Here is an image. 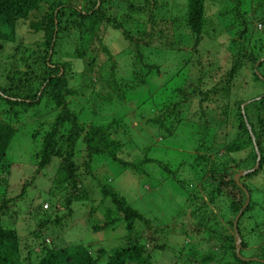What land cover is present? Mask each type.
<instances>
[{
    "label": "trees",
    "instance_id": "16d2710c",
    "mask_svg": "<svg viewBox=\"0 0 264 264\" xmlns=\"http://www.w3.org/2000/svg\"><path fill=\"white\" fill-rule=\"evenodd\" d=\"M74 1L69 3L65 0H0V46L7 43L15 44L14 33L17 24L31 21V17L33 18L37 14L39 17L29 22L27 26L32 33H41V40L35 44L33 50L24 49L26 56L19 61L24 67V71L7 75L4 82L0 83V182H4L3 175L10 168V163L6 161V153L10 149L15 126L19 125L28 111L36 109L42 103L44 106L53 107L55 113L52 111L51 121L40 134L37 130L31 133V138L34 140L39 137V140L35 142L33 153L36 161L35 174L45 168L53 157L57 159L58 163L49 180L50 188L47 191L49 201L53 202L52 206L41 201L35 210L37 215H40L39 211L45 213L40 215L36 221L38 233L43 230L48 234H53L52 229H62V220L73 214L72 205L85 200L88 196L87 190L78 186L79 168L81 167V170L90 177V174L95 171L94 164L99 157H104L110 163L124 167L139 178L146 174L143 166L147 164L156 165L164 173V178H174L178 173L183 164L170 170L167 165L145 157L136 164L123 162L120 156L125 143L119 140L116 134V125L122 121L111 119L104 125L81 127L77 123L76 116L67 108V97L73 95L74 92L68 88L66 77L68 74L78 75L79 73L73 72L65 61H59L54 56V48L59 34L73 30L80 36V40L78 36V42H82L87 37L91 56H95L93 52L101 53L110 60L114 56L108 51L106 45H103L105 33L107 30L116 31L120 38L128 44L129 53L132 54L131 69L139 87L146 88L145 84L152 77L151 75L165 74L169 76L162 84V100L154 105L153 100L151 101V106L156 114L153 119L149 118V122L151 121L156 128L162 129L166 136H171L178 126L186 121L185 118H189L186 111L195 98H199L197 100L199 106L205 102L208 104L213 101L218 103L219 99L224 102L219 113L221 121L219 119L212 123L207 119L208 122L204 119L206 111L203 109L206 105L203 109L201 108L200 114L202 118L204 117L200 124L202 133H196L194 152L190 154L188 164V167L191 166L197 170L195 180L198 186L187 191L188 187H192L189 185L183 190L186 193L187 201L198 200L201 202L194 211L202 222L200 227L203 230L212 220L213 215H207L200 211L207 205V202L213 204L216 199H220L230 214V218L226 221L228 233L216 235L217 244H212V248L207 254L198 259L192 258L191 264H264V249L261 246L264 244V199L263 203L253 202L250 197L252 190L244 184L245 180L258 177L261 179V184L264 185V0H250L248 3L243 0H225L224 7L215 17L217 25L211 22L217 28L211 30L214 33L212 38H215V32L226 37V49L231 54V60L224 79L211 88L205 89L201 88V76L196 77V80H188L186 76H189L187 72L194 67L192 59H196L195 56L199 51L197 49L202 50L203 48L205 41L202 42L201 39L207 37L206 29L210 26V20L205 17L203 6L204 1L208 0H185L182 6L184 9L183 18H171L174 25H178L179 22L184 23L183 27L191 39V48L188 50L191 58L189 59L187 56L184 59L179 48L173 50L169 46L173 43L168 44L169 49L173 51L170 55L175 56L176 54V56L174 62L169 59L167 63L171 64L165 71H161L158 65L159 69L155 64L151 66L148 61L141 62V58L138 56L140 50L150 52L151 39L155 35L159 37L161 32L152 30V26L156 24L154 18L151 15L143 17L144 13L142 8L136 5L137 1ZM118 1L121 4H116ZM142 3H147V0H142ZM255 24L260 26L259 31L255 28ZM158 29L162 28L158 27ZM153 32L154 35H152ZM129 35L136 37L137 41L133 42ZM175 41L178 42V40ZM157 49L152 48V52H156ZM129 53L127 52V55L131 59ZM160 54L167 56L165 52H160ZM73 56L80 60L85 55L81 49L75 47ZM153 56L157 60L154 54ZM146 57L148 58L147 55ZM148 59L151 60L150 57ZM111 64L108 77L112 78L114 63ZM239 65H242L243 68L246 66L250 68L251 82L257 84L262 91L242 109L240 106L245 103V100L235 101L233 104L235 107L234 118L230 120L227 112L230 108L224 100L228 99L230 94L228 85L239 74ZM213 71H215L214 68L210 74ZM201 73L203 72L200 67ZM174 78H182V82H178L179 84L176 86L173 83ZM169 83H172L170 88L167 87ZM104 96L93 94L94 99H100L103 102L109 101V98L104 99ZM122 97V95H118L117 102L123 101ZM228 124H234V130L231 127L227 128ZM38 127L41 129L42 125L40 124ZM231 130L233 133L230 132ZM207 131H209V136ZM251 138H253V142ZM78 141L81 144L79 158H83L80 164L74 161L75 146ZM254 146L259 158L257 168L238 179V183L248 194L249 203L236 221L235 230L240 240L236 255L232 222L244 202V194L233 182L232 176L253 168L256 159ZM218 149L225 150L220 162L214 161V158L209 156L212 153L215 154ZM226 153L230 156L236 155L235 158L231 157L232 167H229V162L223 159ZM92 178L94 179V175ZM28 183L24 182L20 192L10 199L5 197V191L0 190V217L7 212V203L10 200L15 202L22 198ZM96 186L100 197L109 199L114 208L104 211V221L98 226L92 227V231H104L121 222L126 233L125 243L109 249L100 248L93 254L92 251H89L88 246L82 244L55 249L47 248L43 241L39 245L38 256L36 255V260L32 264H149V254L146 252L145 246L139 244L136 239H131L130 233H133L135 223H141L146 230H149L151 221L144 219L139 212L128 206L125 199L118 197L114 190L106 185H100L98 182H96ZM198 190L202 192L203 196ZM61 192H63L62 202L67 209L66 217L65 213L56 214L59 211L56 203L59 199L56 202L55 200ZM252 213H255L253 218H257V222L252 221V225L247 228L244 220H251ZM51 215H53V219H51ZM1 221L2 218H0V264H29L28 261L22 263L18 259L19 237L17 232L5 227ZM196 231L204 232L200 231L198 227H196ZM249 237H251L252 243L248 240ZM250 243L259 245L253 248L255 255L246 257L243 252ZM154 247L163 249L164 245L160 244Z\"/></svg>",
    "mask_w": 264,
    "mask_h": 264
},
{
    "label": "rangeland",
    "instance_id": "374dc122",
    "mask_svg": "<svg viewBox=\"0 0 264 264\" xmlns=\"http://www.w3.org/2000/svg\"><path fill=\"white\" fill-rule=\"evenodd\" d=\"M65 1L75 2L74 0ZM132 1H137L136 5L142 8L143 17L151 15L154 18L156 24L152 26V30L154 29L155 32L160 30L161 32L159 37L157 35L151 37L150 52L142 50L138 52L141 62L148 61L151 66L152 64L158 65L161 71H165L171 64L167 63L169 59H171V62L175 60L176 54L175 56L170 55L173 52L171 50H176L175 48L180 49L184 59L187 56H189V59L191 58L188 51L191 48V39L183 27L184 23L179 22L178 25H174L173 19H171L183 18L184 9L182 6L185 0H147L145 4L142 3V0ZM243 1L248 3L250 0ZM224 3L225 0L204 1L205 17L210 20V26L206 29L207 37L201 39L202 42L205 41L202 50L197 49L199 51L195 56L196 59H192L194 67L190 70L191 75L190 71L187 70L189 71L187 72L189 76H186L188 80H196V77H202L201 88L203 89L211 88L224 79L231 60V54L226 49V37L215 32V38H212L214 33L211 30L217 28L211 22L217 25L215 17L224 7ZM116 4L121 3L118 1ZM38 17L39 14L33 18L31 17L30 20L33 21ZM31 21L17 24L14 33L15 44L7 43L0 46V83L4 82L7 75L24 71V67L19 62L26 56L24 49L33 50L35 44L41 40V33H32L28 29L27 25ZM158 27L162 29H158ZM255 28L258 31L261 29L258 24H255ZM152 35H154V32ZM78 36L73 30L60 33L54 48V56L59 61H65L73 72L79 73L78 75L68 74L66 77L68 88L74 92L73 95L67 97V108L76 116L79 126L104 125L110 122L111 119L120 120L122 122L117 123L116 134L117 138L125 143L120 156L123 162L136 164L145 157L167 165L170 170H174L179 164L183 165L174 178H164V173L156 165L147 164L143 166L146 174L139 178L124 167L110 163L104 157H99L94 164L95 171L90 174V177L86 175L85 171L81 170V167L79 168L78 186L86 189L88 196L85 200L72 205V215L66 217L67 209L62 202L63 192L56 198L55 202L59 199L56 202L59 207L56 214L62 215L65 213L66 217L62 220V229H52L53 234H48L47 231L43 230L38 233L36 221L40 215L45 213L39 211L40 215H37L35 210H37L36 208L39 207L41 201H45L49 205L53 203L49 201L47 191L50 188L49 180L53 176L58 163L57 159L53 157L45 168L35 174L36 161L33 153L35 142L39 140V137L34 140L31 138V133L37 130L40 134L51 121L52 111L55 113L53 107L44 106L43 103L40 104L36 109L28 111L19 125L15 126L10 149L6 153V161L10 163V168L3 175L4 182H0V190L5 191L7 199L16 196L20 192L22 184L29 182L22 198L15 202L10 200L7 203V212L5 211L6 213L4 212L5 214L3 213L4 215L0 217L2 218L1 223L5 227L14 229L17 232L19 237L18 259L22 263L28 261L29 264H32L36 260L39 245L43 241L47 248L55 249L82 244L88 246L89 251H92L93 254L100 248L109 249L125 243L126 233L121 222L104 231H92V227H96L104 221V211L114 208L109 199L100 197L101 195L96 186V182H98L100 185H106L114 190L118 197L125 199L128 206L139 212L144 219L151 221L149 230H146L143 224L135 223L134 231L130 233L131 239H136L139 244L145 246L144 248L149 254V264H191L192 258L198 259L200 256L207 254L212 248L211 245L217 244L216 235L228 233L226 221L230 218V214L226 205H223L220 199H216L213 204L207 202V205L200 211L207 213V215H213L212 220L208 222L205 230H203L200 227L202 222L199 220V216H196V211H194L195 208L200 206L201 202L198 200L187 201L186 193L183 190L189 185L192 187L186 188L187 191L198 186L195 180L197 170L191 166L188 167V164L190 154L194 152L196 133L202 131L200 124L204 117L205 120L208 119L212 123L219 121L221 117L219 113L224 106V102L219 99L218 103L215 101L211 104L205 102L199 106L197 102L199 98H195L186 111L189 118H185L186 121L178 126L171 136H166L162 129L156 128L151 121L149 122V118L153 119L156 114L153 106H151V101L153 100L154 105L162 100V84L169 76L165 74L151 75L152 77L145 84L147 85L146 88L139 87L134 80L133 70L131 69L132 54L129 53L128 44L120 38L116 31L107 30L105 41L102 42L114 56L110 60L101 53L93 52L95 56H91L90 47L87 43L88 38L86 37L82 42H78L80 40V36L79 40ZM129 37L133 42L137 41L136 37L131 35ZM175 40H178V42ZM170 43H173V45H169L172 49L168 47ZM212 43L213 46L211 47ZM75 47L84 52L83 59L74 58ZM152 48L161 50L157 49L156 52H152ZM130 49L132 50V48ZM160 52H165L167 56L160 54ZM14 53L15 55H13ZM153 54L157 57V60ZM112 62L114 64L113 77L111 78L108 77V72L112 67ZM211 63L212 67L210 68ZM200 67L203 72L201 74ZM194 68L196 69L194 70ZM213 68L215 71L210 74ZM249 69L248 66L243 68L242 65H239L238 76L228 85L230 94L228 99L224 101L230 108L227 111L230 120L234 118L235 107L233 104L235 101L245 100L243 104L246 105L262 91L257 84L251 82L249 76L251 71ZM81 71L82 73H80ZM178 82H182V78H174V85L177 86ZM171 86L172 83H169L167 87L170 88ZM149 88L150 90H148ZM93 94L105 95L104 99L108 97L109 101L103 102L100 99H94ZM118 95H122L124 100L117 102ZM205 105L206 107L203 109ZM201 108L206 111L203 118L200 114ZM40 124L42 125L41 129L38 127ZM226 127H231L234 130V124H228ZM212 129L215 130V128ZM233 130L230 132L233 133ZM209 131H207L208 136ZM206 139L209 138L206 137ZM224 153V149H218L215 154L212 153L209 156L212 159L214 158V161L220 162ZM79 155H81V144L78 141L74 154V161H77L78 164L83 161V158H79ZM231 157L235 158L236 155L230 156L226 153V156H223V159L229 162V167L233 166ZM92 175H94L96 181L92 178ZM244 184L252 190L251 200L256 203H263L264 185L261 184V179L253 177L245 180ZM198 191L203 196L202 192ZM254 215L255 213L251 214V220H244L247 228L252 225V221L257 222V218H253ZM50 217L53 219V215ZM196 227L204 232L196 231ZM248 240L252 243L251 237ZM251 243L247 245L248 248L243 252L246 257L255 255L253 248L259 245ZM160 244L164 245L163 249L154 247ZM261 246L264 249V244H261ZM192 253H194V256H192Z\"/></svg>",
    "mask_w": 264,
    "mask_h": 264
},
{
    "label": "water",
    "instance_id": "95a60500",
    "mask_svg": "<svg viewBox=\"0 0 264 264\" xmlns=\"http://www.w3.org/2000/svg\"><path fill=\"white\" fill-rule=\"evenodd\" d=\"M243 105H244V104H242V105L240 106L241 109L243 108ZM251 140H252V142H253V138H251ZM254 149H255V153H256V159H255V164H254L253 168L250 169V170H248V171L238 172V173H236V174H234V175L232 176V180H233V182H234V183H235V184H236V185L242 190V192H243V194H244V202H243L241 208L239 209L238 213L236 214V216L234 217L233 222H232L233 234H234V237H235V245H234V249H235V253H236V255L238 254V250H239V242H240V240H239V238H238V235H237V233H236V230H235L236 221H237L239 215L241 214V212H242L243 209L247 206V203H248V194H247L246 190L243 189L242 186L238 183V179H239L240 177H242V176H245L247 173L253 172V171L257 168L259 158H258V154H257V152H256V148H255V146H254Z\"/></svg>",
    "mask_w": 264,
    "mask_h": 264
}]
</instances>
